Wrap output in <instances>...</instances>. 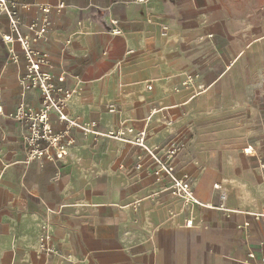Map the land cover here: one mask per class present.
I'll use <instances>...</instances> for the list:
<instances>
[{"label": "crops", "instance_id": "crops-1", "mask_svg": "<svg viewBox=\"0 0 264 264\" xmlns=\"http://www.w3.org/2000/svg\"><path fill=\"white\" fill-rule=\"evenodd\" d=\"M24 1V32L41 19L42 7L51 8L37 46L48 53L57 82L75 91L71 116L96 121L103 132L121 124L145 130L151 147L217 121L219 155L209 153L201 166L197 141L178 137L184 151L174 166L177 176H190L201 202L224 203L227 211L186 205L147 173L154 166L140 148L94 142L78 130L64 159L24 164L22 128L9 115L21 101L37 108L41 95L23 92V59L7 62L2 34L10 29L1 16L0 264H256L248 256H264V220L248 214L264 205V0ZM112 19L120 21V36L109 32ZM193 73L207 90L188 103L190 91L180 87ZM154 109H166L173 125ZM52 121L62 128L56 114ZM232 130L234 140L223 137ZM248 145L253 156L244 155ZM232 163L229 175L224 169ZM250 221L246 230L236 227ZM43 224L57 257L39 252Z\"/></svg>", "mask_w": 264, "mask_h": 264}, {"label": "built area", "instance_id": "built-area-1", "mask_svg": "<svg viewBox=\"0 0 264 264\" xmlns=\"http://www.w3.org/2000/svg\"><path fill=\"white\" fill-rule=\"evenodd\" d=\"M138 3H146V0H137ZM60 8L65 4L60 3ZM30 5L24 0H0V17L5 16L9 23V33L2 34V41L7 45V62L19 64L24 60V70L20 78V85L23 92H39L41 103L37 108L28 106L25 101H21L9 117L18 123L22 128V145L24 148V164H31L36 161H45L56 163L68 156L70 150L76 143L72 135L74 130H78L85 138L92 136L93 141L100 139H113L123 143H128L140 148L148 159L151 166L146 167L147 173L154 177L158 184H162V189L168 191L176 198H180L186 205H201L207 209H219L227 211L224 203L213 206L209 203L201 202L192 188L190 176L183 174L177 176L175 173V161L184 151V142L180 139L171 140L166 145L160 144L151 147L146 142V131L136 132L133 127L121 124L117 128H111L107 132L100 130L96 121H84L80 117L69 114L68 105L75 91L60 85L55 74L52 73L51 59L47 52L41 50L37 44L49 31L50 12L49 6L42 7V17L39 20L30 22L27 25V31L22 30V12L28 10ZM151 22V19H148ZM109 32L114 36H120L122 29L120 21L110 20ZM1 22V20H0ZM1 24V23H0ZM169 26L160 25V35L167 38ZM147 88L152 90V86ZM182 89L190 91V97L187 102H191L195 97L204 93L207 88L200 82V75L193 73L188 75L181 83ZM177 88V92L181 89ZM110 112H116L117 108L111 104L108 106ZM2 108L0 107V112ZM162 111V119L169 126L173 125V119L166 109H154L153 114ZM57 115V123L61 129L54 126L52 115ZM245 156L255 154L254 147L248 145L244 150ZM137 164L136 171L143 169L144 164ZM261 168L264 170V163L261 162ZM2 165L0 164V168ZM220 188V186H216ZM225 197L223 196V200ZM140 202H135L132 207L136 211ZM251 221L258 222L264 220V205L260 211L249 213ZM228 218L231 214L228 213ZM250 222L239 224L236 227L240 230H246L250 227ZM192 221H187L190 226ZM38 249L40 254L47 257H57L60 250L54 244V237L48 224L41 226V235L39 238ZM249 260H257L256 264H264V256L258 258L255 253H250Z\"/></svg>", "mask_w": 264, "mask_h": 264}, {"label": "rangeland", "instance_id": "rangeland-1", "mask_svg": "<svg viewBox=\"0 0 264 264\" xmlns=\"http://www.w3.org/2000/svg\"><path fill=\"white\" fill-rule=\"evenodd\" d=\"M204 122V121H203ZM199 123L198 125L195 126V132L194 134H179V135H171L169 136L165 142L161 144H167L171 140L182 138L188 143L192 142L193 140L197 141L198 145L196 148V152L194 155V158H198L200 160L199 165L203 166V162H206L207 160V155L209 153H215L216 155H219L220 152V147H219V124L217 121H213L212 123H207L206 121L204 123ZM226 137L227 139L234 140V137L236 136L235 132L232 130V132H227L226 134L223 133V137ZM188 158V157H187ZM220 166V164H218ZM226 167V166H225ZM224 167V168H225ZM236 169V164L232 163L229 165V167H226L224 169L225 173H228L229 175L231 172L235 171Z\"/></svg>", "mask_w": 264, "mask_h": 264}]
</instances>
